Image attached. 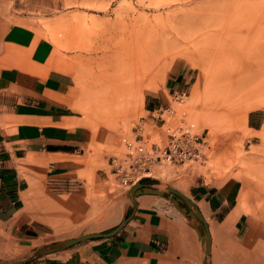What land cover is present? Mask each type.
Instances as JSON below:
<instances>
[{
	"label": "rangeland",
	"instance_id": "rangeland-1",
	"mask_svg": "<svg viewBox=\"0 0 264 264\" xmlns=\"http://www.w3.org/2000/svg\"><path fill=\"white\" fill-rule=\"evenodd\" d=\"M10 3L29 16L37 36L51 45V62L74 71L81 89L77 107L89 125L107 137L91 145L90 158H85L92 167L79 173L82 184L75 201L51 220L43 241L106 231L123 219L132 196L109 170L108 160L123 149L122 139L132 135L136 122L148 115L146 108L152 105L147 97L155 93L163 92V100L172 105L173 123L182 119L191 124L207 143L202 160L159 166L153 177L144 180L162 188L169 201L176 195L165 188L167 184L184 194L196 180L214 182L229 174L264 173V130L249 131L245 122L250 109L264 110V0ZM211 32L214 37L208 39ZM195 34L205 39L201 46L209 55L216 52L213 62L198 55L197 42L186 47L178 40ZM123 51H138L143 63L151 60L152 66L141 73L140 87L128 95L127 103L105 105L100 93L107 87L98 83L96 73L117 72L125 65ZM174 88L186 89L187 97L173 99ZM153 97L158 100L152 103L162 101ZM220 155L225 159L222 165ZM251 178L264 184V175Z\"/></svg>",
	"mask_w": 264,
	"mask_h": 264
},
{
	"label": "crops",
	"instance_id": "crops-1",
	"mask_svg": "<svg viewBox=\"0 0 264 264\" xmlns=\"http://www.w3.org/2000/svg\"><path fill=\"white\" fill-rule=\"evenodd\" d=\"M8 2L0 0V260L264 264V184L251 178L264 173L257 172L229 174L214 182L196 180L187 188L180 183L201 219L182 197L178 203L184 211L164 195L141 192L132 195L126 221L115 233L33 255L37 247L52 242L42 240L51 220L75 201L82 184L79 173L92 167L87 161L91 145L107 137L78 109L81 89L74 71L51 62V45L37 36L29 16ZM164 95L147 97L152 105L147 111L168 103ZM153 96L162 101L152 103L158 100ZM245 122L249 131L264 130V110L250 109ZM219 160L224 164L222 155ZM205 231L207 253L200 235Z\"/></svg>",
	"mask_w": 264,
	"mask_h": 264
},
{
	"label": "built area",
	"instance_id": "built-area-1",
	"mask_svg": "<svg viewBox=\"0 0 264 264\" xmlns=\"http://www.w3.org/2000/svg\"><path fill=\"white\" fill-rule=\"evenodd\" d=\"M187 95L183 88L171 92L177 101ZM173 110L170 103L152 107L147 116L136 122L132 135L123 137V149L110 156L111 172L125 187L153 177L159 166L203 159L205 138L182 119L173 123L169 119Z\"/></svg>",
	"mask_w": 264,
	"mask_h": 264
},
{
	"label": "bare ground",
	"instance_id": "bare-ground-1",
	"mask_svg": "<svg viewBox=\"0 0 264 264\" xmlns=\"http://www.w3.org/2000/svg\"><path fill=\"white\" fill-rule=\"evenodd\" d=\"M201 37L202 36L199 34L184 35L178 40L186 47H189L190 44H193L194 42H197V44L201 46L205 43V39ZM212 37H214V34L211 32L208 34V39H211ZM200 48L201 50L197 51V53H199L198 55L208 56L213 59L211 60L213 62L216 52L209 55L202 46ZM140 55L141 54L138 51H132V53L130 51H123V57L125 58L123 63H125V65H121L117 72L110 74L101 70V72L96 73L98 83L102 87H107L105 92L100 93V98L103 101V104L106 102L110 104L117 102L116 104H118L120 100L123 103H127L128 95L140 87L142 80L141 73L145 72L147 68L149 69L152 66L151 60L143 63V59Z\"/></svg>",
	"mask_w": 264,
	"mask_h": 264
},
{
	"label": "water",
	"instance_id": "water-1",
	"mask_svg": "<svg viewBox=\"0 0 264 264\" xmlns=\"http://www.w3.org/2000/svg\"><path fill=\"white\" fill-rule=\"evenodd\" d=\"M145 179L146 178L139 180L136 183H134L132 186H130L129 189L127 190V194L132 196L133 194H138L141 192H149V193H156V194L164 195V190L162 188L151 186L149 183L144 181ZM165 188L167 190H170L171 192H173L176 195L175 197H170V199L174 202V204L180 210L184 211V209L178 203V199L180 197H182L185 200V202L192 207L191 210H193V211H191V213L193 215H196L199 219H201L200 213L198 212L196 206L193 204L192 200L189 197H187L185 194H183L182 192H180L175 187H173L169 184H167L165 186ZM125 221H126V218H123L117 225H115L114 227H112L111 229L106 230V231H91V232L83 233V234H80V235H77L74 237L57 240V241L51 242L49 244L39 246L33 251V255H40V254H43L46 252L57 250V249L69 246L75 242L82 240V239L111 235V234L115 233L124 224ZM200 235L205 237V253H207L208 248H209L208 232L205 231V234H200ZM20 261L21 260H19V262ZM11 262H13V261H2V260H0V264H10Z\"/></svg>",
	"mask_w": 264,
	"mask_h": 264
}]
</instances>
